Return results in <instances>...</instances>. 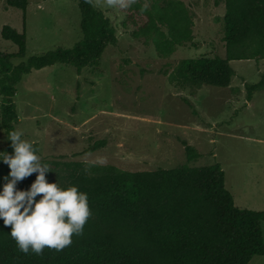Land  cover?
Masks as SVG:
<instances>
[{
	"label": "rangeland",
	"instance_id": "rangeland-1",
	"mask_svg": "<svg viewBox=\"0 0 264 264\" xmlns=\"http://www.w3.org/2000/svg\"><path fill=\"white\" fill-rule=\"evenodd\" d=\"M134 1L94 0L116 28L118 44L81 73L65 65L33 71L18 86L17 130L38 144L41 160L59 163L138 172L218 162L236 206L264 212V91L249 101L246 89L260 81L264 59L232 61L235 76L228 88L173 85L168 76L180 61L225 56L224 0H181L194 15L195 39L167 58L158 56L151 41L134 38L128 18ZM23 15L0 0V53L18 52L1 33L4 26L22 32ZM80 22L78 0H29L26 57L13 58V64L71 49L82 39ZM182 140L201 157L189 162ZM102 141L103 147L87 152ZM6 143L0 96V151ZM250 264H264V256Z\"/></svg>",
	"mask_w": 264,
	"mask_h": 264
},
{
	"label": "trees",
	"instance_id": "trees-1",
	"mask_svg": "<svg viewBox=\"0 0 264 264\" xmlns=\"http://www.w3.org/2000/svg\"><path fill=\"white\" fill-rule=\"evenodd\" d=\"M6 4L24 12L22 32L4 26L1 33L18 49L14 55L0 53L1 126L7 136L17 130L16 96L26 77L56 65L81 73L116 46L118 37L94 0H78L82 39L71 49L57 48L14 65L13 58L26 57L29 0H6ZM224 5L225 56L180 61L168 76L171 84L228 88L235 76L232 61L264 59V0H224ZM133 9L128 18L134 38L151 41L159 57H170L178 47L193 43L194 15L183 1L135 0ZM246 89L249 101L264 91V74ZM185 103L193 108L189 100ZM10 143L7 140L3 151H13ZM31 143L38 155V144ZM181 143L189 162L201 157L187 141ZM104 145L99 142L87 152ZM41 161L51 168L47 182L57 181L63 188L75 185L88 194L91 215L70 245L60 251L45 247L39 255L20 252L9 235L11 226L0 219V264H250L264 256V212L236 206L218 162L129 172L112 165ZM54 169L59 171L54 174ZM9 171L0 162V185ZM36 175L23 178L16 187L27 189Z\"/></svg>",
	"mask_w": 264,
	"mask_h": 264
},
{
	"label": "clouds",
	"instance_id": "clouds-1",
	"mask_svg": "<svg viewBox=\"0 0 264 264\" xmlns=\"http://www.w3.org/2000/svg\"><path fill=\"white\" fill-rule=\"evenodd\" d=\"M22 137V131L10 130L6 138L13 151H0V162L10 169L0 185V219L11 226L9 235L20 252L39 255L45 247L60 251L83 232L91 215L88 194L75 185L63 188L57 181L47 182L50 165ZM32 173L37 175L30 186L18 189L17 183Z\"/></svg>",
	"mask_w": 264,
	"mask_h": 264
}]
</instances>
